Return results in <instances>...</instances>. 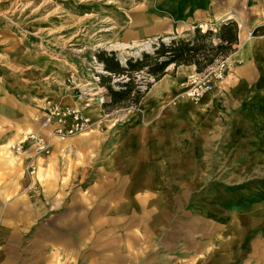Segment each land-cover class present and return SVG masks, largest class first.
Segmentation results:
<instances>
[{
    "label": "rangeland",
    "instance_id": "rangeland-1",
    "mask_svg": "<svg viewBox=\"0 0 264 264\" xmlns=\"http://www.w3.org/2000/svg\"><path fill=\"white\" fill-rule=\"evenodd\" d=\"M207 1L211 0H0V249H10L5 254H15L17 264H26L25 260L39 264V253L27 257L29 252L25 250L28 243L39 242V236L25 231L15 234L7 223L9 219L13 223L17 211H24L25 200L46 196L48 237L47 251L42 256L46 255L47 264H78L80 259H90L91 264L95 254L104 257L106 250L112 259L95 264L141 262L139 257L129 258L128 245L124 252L123 239L118 240L117 235L114 240L104 241L100 228L93 231V223L99 227L101 213L109 207L105 200L91 199V189L101 192L103 183L90 182L89 176L87 187L74 186L69 153L77 147L76 137L91 130L99 133L102 119L118 120V114L126 109L140 110L138 104L107 107L110 94L106 86L124 88L123 84L130 82L134 91L145 93L156 77L147 73V67L117 75L105 69L96 85L89 68L93 56L103 63L97 57L100 51L113 52L126 65L129 59L151 53L161 41L190 37L196 27L202 32L211 30L206 40L217 45L218 29L227 20H206L210 17ZM219 4L214 0L212 7L220 8ZM236 44L233 51L237 50ZM233 51L215 60L230 58ZM241 62L238 57L230 58L226 76ZM167 68L169 76H174V66ZM84 88L88 94L81 92ZM180 89L169 104L182 97L191 101L184 81ZM253 94L251 90L243 97L222 96L215 112L204 117L213 121L210 128H205L201 172L187 166L185 171L190 174L180 182L174 179L168 193L175 218L171 236L243 232L244 241H249L250 231L264 228V138L260 134L264 121L263 110L252 102ZM101 95L104 102L99 106ZM82 98L93 99L84 109L94 123L91 129L64 138L45 130L48 107H78ZM94 109L100 111L98 121L93 120ZM36 131L47 142L46 151H39L30 141L20 152L13 149ZM111 220L114 224L121 222ZM129 240L132 253L135 250L138 256L141 247L143 256L149 257L148 264H154V237L144 242L139 238ZM13 245L15 251L8 248Z\"/></svg>",
    "mask_w": 264,
    "mask_h": 264
},
{
    "label": "crops",
    "instance_id": "crops-1",
    "mask_svg": "<svg viewBox=\"0 0 264 264\" xmlns=\"http://www.w3.org/2000/svg\"><path fill=\"white\" fill-rule=\"evenodd\" d=\"M213 1H207L210 7L206 13L210 17L206 20L233 19L238 24L237 50L230 58L238 57L242 62L224 78V85L221 86L223 81L216 83L214 90L205 94L198 104L185 97L169 104L171 98L180 94L182 81L195 67L181 64L174 67V76H169V68H166L165 74L150 84L138 101L140 110L126 109L118 114V120L102 119L99 133L91 130L83 137H76L77 147L69 153L74 186L87 187L89 176L90 182L103 183V191L91 189V199L105 200L109 207L101 213L99 227L93 223V231L100 228L104 241L114 240L116 235L118 240L123 239L122 250L126 252L128 245L129 258L139 257L138 264H148L149 257L143 256L141 247L138 256L135 250L132 253L129 239L139 238L144 242L153 237L154 264H264V228L261 226L250 231L249 241H244L243 232L171 236L175 218L168 193L174 179L180 182L185 174H190L185 171L187 166L201 172L200 160L205 158L204 137L213 121L204 117L215 112V105L220 106L223 97H243L252 90L255 93L252 102L263 110L264 121V0H217L220 8L212 7ZM93 115L94 121L100 120L99 109H94ZM45 128L50 133L51 127ZM263 132L260 133L262 138ZM28 200L24 201V211H17L13 223L9 219L7 224L15 234L25 231L39 236V242L28 243L25 250L29 252L27 257L38 252L39 264H47L46 255L43 257L42 253L47 251L49 201L47 196ZM111 219L121 222L114 224ZM190 221L193 222V218ZM8 248L15 251L14 245ZM8 250L0 249V264H17L15 254H5ZM106 251L104 257L95 254L91 264L110 261L112 258ZM89 260L80 259L78 264H90ZM25 261L31 264L30 260Z\"/></svg>",
    "mask_w": 264,
    "mask_h": 264
},
{
    "label": "trees",
    "instance_id": "trees-1",
    "mask_svg": "<svg viewBox=\"0 0 264 264\" xmlns=\"http://www.w3.org/2000/svg\"><path fill=\"white\" fill-rule=\"evenodd\" d=\"M211 30L202 32L196 27L190 37L171 38L169 42H159L155 45L151 53H142L138 58H132L122 65L113 52L100 51L97 57L104 63L105 69L114 74H128L133 70H140L147 67V73L154 75L156 79L165 74V69L174 64V67L184 65H194L196 71H201L208 65L214 63L219 56H228L229 52L235 49L238 42V24L233 19L223 22L218 29V38L220 42L217 45H211L206 39L209 38ZM152 59L149 63L148 60ZM130 82L123 84L124 88L113 89L109 85L110 101L105 105L111 109L118 107H129L137 104L143 96L139 89L135 91Z\"/></svg>",
    "mask_w": 264,
    "mask_h": 264
},
{
    "label": "built area",
    "instance_id": "built-area-1",
    "mask_svg": "<svg viewBox=\"0 0 264 264\" xmlns=\"http://www.w3.org/2000/svg\"><path fill=\"white\" fill-rule=\"evenodd\" d=\"M93 64L89 69L93 70V75L96 78V85L100 81L101 74L106 72L103 63H100L94 56L92 57ZM229 58H220L214 61L213 64L208 65L201 71H194L189 74L184 81L185 93L191 99V101L197 102L205 94L214 90V86L217 82L222 81L228 70L231 68ZM72 79L75 80L74 74ZM86 89H82L83 94H88ZM104 102V98L101 95L99 97V106ZM94 123H89L87 118L83 115L81 110L77 107H48L45 112L44 126L51 127V134L57 137L64 138L69 135L86 132L91 129ZM27 140L35 143L39 151L47 150V142L44 137L40 136L37 132H32L27 135ZM25 141V142H28ZM21 142L13 146L16 151H22L24 143Z\"/></svg>",
    "mask_w": 264,
    "mask_h": 264
},
{
    "label": "bare ground",
    "instance_id": "bare-ground-1",
    "mask_svg": "<svg viewBox=\"0 0 264 264\" xmlns=\"http://www.w3.org/2000/svg\"><path fill=\"white\" fill-rule=\"evenodd\" d=\"M147 45H148V44H147ZM125 46H126V45H125ZM145 46H146V45H145ZM139 51H140V49H139ZM89 84H90L89 82L86 83V85H89ZM207 94H208V93H207ZM189 99H190V98H189ZM190 100H191V99H190ZM88 101L91 102V101H93V99H92V98H82V102H83V103H81V105L78 106L77 108H79V109L81 110V112L83 113V115L87 118L88 122H89V123H92V122L90 121V119H89V116H87V115L84 114V109H86V107L89 105ZM79 103H80V102H79ZM85 103H86V104H85ZM98 104H99V101H98ZM65 108H66V107H65ZM25 141H28V140L22 138V141H21V142H25ZM21 142H20V143H21ZM15 143H16V142H15ZM11 145H12V144H10L8 148H10ZM14 147H15V145H14ZM9 150H10V149H9ZM10 152H11V150H10Z\"/></svg>",
    "mask_w": 264,
    "mask_h": 264
},
{
    "label": "water",
    "instance_id": "water-1",
    "mask_svg": "<svg viewBox=\"0 0 264 264\" xmlns=\"http://www.w3.org/2000/svg\"><path fill=\"white\" fill-rule=\"evenodd\" d=\"M154 39H156V37L153 38V39H150V40H149L148 45L145 46L146 49H149V47L151 46V42H152Z\"/></svg>",
    "mask_w": 264,
    "mask_h": 264
}]
</instances>
